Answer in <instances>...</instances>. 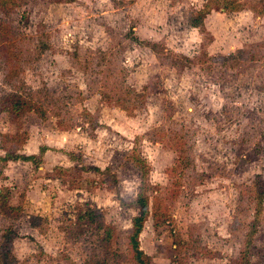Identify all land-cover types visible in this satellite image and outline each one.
<instances>
[{"label": "rangeland", "instance_id": "obj_1", "mask_svg": "<svg viewBox=\"0 0 264 264\" xmlns=\"http://www.w3.org/2000/svg\"><path fill=\"white\" fill-rule=\"evenodd\" d=\"M235 1L0 0V264H135L143 164L150 264H264V0ZM15 90L43 111L10 116Z\"/></svg>", "mask_w": 264, "mask_h": 264}, {"label": "trees", "instance_id": "obj_2", "mask_svg": "<svg viewBox=\"0 0 264 264\" xmlns=\"http://www.w3.org/2000/svg\"><path fill=\"white\" fill-rule=\"evenodd\" d=\"M221 7L225 11H233L237 7V2L235 0H223ZM4 6H8L5 4ZM210 8L207 5H204L202 9L195 12V16H191L190 23L192 26H202L204 17L209 13L208 10ZM211 10V9H210ZM5 31L6 33H10L12 30V27L10 26L9 22L1 19L0 20V32ZM10 39L3 38L0 40V45L3 49V52L6 54L7 63L11 66L13 54L11 53V44ZM27 94H23V92L19 90H15L14 92H11L9 94H6V105L2 108L6 113H8L13 118H20L24 111L29 110H35L38 112H42L43 110L41 108L36 107L34 102H32L31 97L27 96ZM3 141L9 140L13 141L16 144H20L21 142H24L26 140V133L22 131H16L12 133H5L2 135ZM46 147L41 146L40 147V154H43V152L46 151ZM5 158L9 160H33L35 161V155H23L18 154L10 149L6 150L5 152ZM141 163V161H139ZM144 164L141 168V182L139 191L136 195V198L131 202L137 210H139V213L136 214L132 220H131V231L128 235V246L132 252V257L135 264H150L148 256L144 253V251L140 248L139 244V234L142 230L143 223L146 219V217L149 214L148 211V198L145 194V175H146V169L144 168ZM255 206L257 210H260L262 208L263 203V197H264V181H261V179H257L255 181ZM2 195V192L0 190V196ZM2 204L1 206L5 210H18L19 207L10 206V204L7 203V196L2 195ZM78 221L79 222H85L87 225L94 226L95 230H104V236L101 238V240L109 241L111 235V232L113 231V226L109 223H106L104 220L98 219V214L95 212L94 209H86L84 211L78 212ZM251 241V240H250ZM247 243V242H246ZM2 255L8 254V251L1 253ZM97 260V259H94ZM91 260L90 264H96L97 261ZM99 260V259H98ZM101 263H103V260ZM248 259L246 252L240 254V262L239 264H247ZM15 264H19L16 260L14 261Z\"/></svg>", "mask_w": 264, "mask_h": 264}]
</instances>
